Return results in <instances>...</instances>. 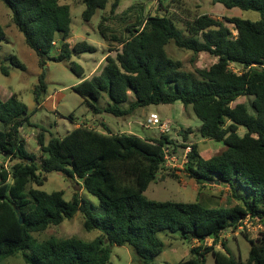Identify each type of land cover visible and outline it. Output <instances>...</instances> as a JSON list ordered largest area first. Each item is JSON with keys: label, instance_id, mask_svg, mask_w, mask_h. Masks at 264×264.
Returning a JSON list of instances; mask_svg holds the SVG:
<instances>
[{"label": "trees", "instance_id": "trees-1", "mask_svg": "<svg viewBox=\"0 0 264 264\" xmlns=\"http://www.w3.org/2000/svg\"><path fill=\"white\" fill-rule=\"evenodd\" d=\"M1 1L27 46L38 56L41 68L47 61L69 63L81 80L72 90L94 118L105 113L126 117L151 105L180 102L185 109L192 107L201 121L199 136L222 143L225 149L206 158L197 144L183 146L191 148L183 174L199 186L198 195L210 185L227 187L235 204L214 208L199 199L187 203L147 198L149 185L165 169V149L176 153V142L168 136L171 132L142 138L114 133L104 121H100L101 129L79 124L65 136L49 141L40 134L38 157L27 151L21 135L25 126L36 124L31 122L26 104L13 94L5 101L0 98V158L14 161L9 168L0 166V264L18 255L25 264H111L114 246L131 247L141 264H157L155 259L165 250L160 238L163 233L179 234L190 244L214 240L212 246L192 247L190 257L176 264H206L210 253L216 264H264V231L256 239L241 231L250 243L246 261L233 257L226 239H220L223 232H236L247 218L264 227V0H211L227 9L256 12L257 20L203 14L182 21L159 0L158 12L136 18L126 27L125 37L101 22L100 35L118 49H114L115 56L111 55L113 49L109 50L99 74L90 78L72 58L94 53L96 48L86 41L74 46L68 42L72 32L68 4L59 0ZM82 2L86 22L108 6V0ZM171 3L182 10V0ZM117 6L115 1L111 14ZM111 19L103 18L105 22ZM177 21L184 23L183 29ZM2 42H8V37L0 24ZM172 42L191 51L193 63L202 52L216 62L207 69L185 71L182 62L168 54L166 47ZM9 58L11 66L26 69L16 56ZM0 69L9 75L7 67L1 65ZM45 79L43 70L34 89L37 107L47 92ZM242 97L252 98L250 106L238 102ZM68 119L74 121V115ZM240 129L245 131L243 135ZM53 172L78 184L96 197L98 204L77 193L66 200L63 191L48 193L29 187L43 186ZM78 213L84 216L86 231L100 233L92 241L38 238ZM219 243L224 252L216 249Z\"/></svg>", "mask_w": 264, "mask_h": 264}, {"label": "rangeland", "instance_id": "rangeland-1", "mask_svg": "<svg viewBox=\"0 0 264 264\" xmlns=\"http://www.w3.org/2000/svg\"><path fill=\"white\" fill-rule=\"evenodd\" d=\"M118 1L113 14H111L112 4ZM164 6L176 14L182 21L186 18H195L207 14L213 18L223 19V17H241L249 20L259 19V14L253 11H242L238 8L227 9L222 4H213L211 0H182V10L178 11L172 6V0H162ZM61 4H68L71 8L72 15V32L68 42L74 46L76 43L86 41L90 46L96 48L94 53L86 52L78 56H73L72 61L80 64L85 75H93L100 71L96 68L100 62L105 63L104 57L109 53L115 56L118 45L104 41L98 31L101 22L108 24L116 33L122 37L128 35L125 31L128 25L136 22V18H144L148 14L158 12L160 8L159 0L152 2H139V0H108V6L105 10H98L94 17L86 22L83 17L85 5L82 0H59ZM140 4L129 11V14L123 15L125 10L131 6ZM141 6V7H140ZM161 11H164L163 9ZM111 16L110 21H104L103 18ZM0 24L3 26L8 37V42L0 43V67L1 65L9 69V75L6 76L0 69V98L7 100L13 94H17L22 102L26 104L31 113V122L36 127L25 126L21 130V135L26 141L28 152L41 155L38 144V136L44 135L46 141L52 137H63L73 129L74 122L80 125H87L91 128H100V119H94L93 114L88 107L83 104V99L75 93L72 88L80 80L71 70L67 62L47 61L44 68L39 65V58L36 53L25 43L23 34L14 25L10 10L0 0ZM179 28H184V23L177 21ZM170 57L179 60L183 64L185 71H194L195 68L207 69L216 62V59L209 53L202 52L197 56L193 63L194 55L191 51L179 49L172 42L167 47ZM16 56L26 67L25 70L11 66L10 58ZM232 68L239 70L232 65ZM46 72L47 92L43 100H47L42 106L37 107L35 102L34 89L38 84L39 75L42 71ZM133 95V94H132ZM133 100L134 98L131 97ZM252 98L242 97L239 102L247 103L250 106ZM104 102H101L103 105ZM128 106V104L126 105ZM38 108V109H36ZM151 113L159 116L161 121L170 122L171 134L168 136L176 142L177 164L181 166L185 155L183 146L197 144L200 152L206 158H210L221 153L225 146L222 143L203 139L199 136L201 121L195 116L192 107L185 109L178 102L171 105H151L137 109L132 115L126 117H115L111 114H103L101 121H104L114 133L118 134H136L143 137L160 136L158 129L151 127L144 129L141 125L147 124ZM74 115V122L68 119L69 115ZM1 128V125H0ZM189 130L190 133L185 132ZM240 134L244 130L240 129ZM185 135L187 139H185ZM14 164L9 161L5 164L8 168ZM29 187L38 188L48 193L53 191H63L66 200H71L75 193L81 198L89 200L93 204H98V199L89 195L83 188L75 182H71L62 174L53 172L47 175L43 186L31 184ZM199 186L195 181L189 179L183 174L182 169L176 167H167L158 175V179L152 182L145 195L150 200L155 201H174V202H195L199 199L206 202L211 207H226L235 204L232 200L231 193L227 187L221 185H210L205 187L201 194L198 195ZM245 192V191H244ZM249 228H245V233L250 239H256L264 231L260 223H249ZM226 244L229 247L233 257L246 261L250 243L241 232H227ZM100 233L98 231L88 232L84 229V216L78 213L73 219L66 220L60 225L51 226L45 232L38 234L39 239L49 237L70 238L77 237L84 241H92ZM160 238L165 243V250L155 259L157 264H173L186 260L190 257V250L193 244L180 239L179 234L163 233ZM220 247V248H219ZM174 251H173V250ZM217 250L223 251L221 244L216 247ZM171 252H175V258L168 261L167 257ZM224 252V251H223ZM3 264H25L22 256L18 255L9 258ZM111 264H141L139 258L135 255L133 249L128 246L112 247ZM206 264H216L213 255L210 253L206 256Z\"/></svg>", "mask_w": 264, "mask_h": 264}, {"label": "built area", "instance_id": "built-area-1", "mask_svg": "<svg viewBox=\"0 0 264 264\" xmlns=\"http://www.w3.org/2000/svg\"><path fill=\"white\" fill-rule=\"evenodd\" d=\"M147 127L148 128H151V127H154L156 129H158L159 133L160 134H166V133H170V122L169 121H161V119L159 118V116L155 113L151 114L147 120ZM191 148L190 147H187L186 150H185V155H184V158H183V163L181 166H178L177 164V157H176V153L170 149V148H166L165 149V159H166V164L165 166L167 167H176V168H179L182 169V172L184 170V165L185 163L187 162V155L188 153L190 152ZM7 160H4V159H1L0 158V166H3L5 167V164H7ZM6 168V167H5ZM249 223H253V221H251L249 218L245 219L243 222L240 223L239 225V228L236 232H241V231H244L245 228H249ZM229 232V231H227ZM227 232H223L221 235H220V239L221 240H225L227 239ZM214 243V240L211 239V238H206L205 241L203 243H201L200 241H195L194 244H193V247H198L200 246L201 244L205 245V246H212ZM221 244V243H219ZM218 246V245H217ZM220 248V247H219Z\"/></svg>", "mask_w": 264, "mask_h": 264}, {"label": "crops", "instance_id": "crops-1", "mask_svg": "<svg viewBox=\"0 0 264 264\" xmlns=\"http://www.w3.org/2000/svg\"><path fill=\"white\" fill-rule=\"evenodd\" d=\"M108 55H110V53H108V54L104 57V59H106V57H107ZM72 59H73V58H72ZM104 65H105V63L102 64V62H100V64H98L96 68H99V67H100V68L102 69ZM101 69H100V70H101ZM99 72H100V71H99ZM99 72H97V73H95V74H93V75L99 74ZM93 75H91V76H90V75H85V76H86V78H90V77H92ZM80 82H81V80L78 81V84H79ZM47 98H48V97H46L44 100H42V103H41L40 106H42V104L47 100ZM238 102H239V101H238ZM240 103H241V102H240ZM151 114H153V113H151ZM101 116H102V115L97 116V117H95V118L93 117V118H94V119H97V120L100 119V121H101ZM73 122H74V121H73ZM73 124H74L73 129L76 128V127L79 125V124H77V123H75V122H74ZM141 126H142L144 129H146V130L149 129V128L147 127L146 124H142ZM138 136H140V137H142V138H145V137H143V136H141V135H138ZM172 250H173V249H172ZM173 251H174V250H173ZM175 254H176L175 252H171V254H169V256L167 257V260L170 261V260L174 259V258H175ZM173 264H176V263H173Z\"/></svg>", "mask_w": 264, "mask_h": 264}, {"label": "water", "instance_id": "water-1", "mask_svg": "<svg viewBox=\"0 0 264 264\" xmlns=\"http://www.w3.org/2000/svg\"><path fill=\"white\" fill-rule=\"evenodd\" d=\"M20 223L23 224V221L20 219Z\"/></svg>", "mask_w": 264, "mask_h": 264}]
</instances>
